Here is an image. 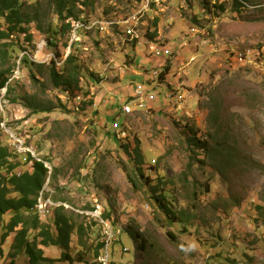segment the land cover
<instances>
[{"label":"rangeland","instance_id":"obj_1","mask_svg":"<svg viewBox=\"0 0 264 264\" xmlns=\"http://www.w3.org/2000/svg\"><path fill=\"white\" fill-rule=\"evenodd\" d=\"M146 1L77 4L83 21L70 35L57 31L52 45L46 28L56 31L61 21L50 0L33 1L31 14L39 15L45 32L37 21L27 27L33 35L29 56L38 55L29 60L36 65L21 64L25 52L17 49L10 59L19 53L8 80H15L8 96L18 100L5 96L0 105V142L45 161L49 175L38 199H62L52 201L87 224L88 217L101 219L103 210L131 233L113 235L112 252L102 264H264V0H245L237 8L233 0ZM220 3L224 10L215 8ZM129 34L139 35L140 44L126 41ZM74 40L81 72L94 79L82 76L81 89L68 96L52 85L48 63L53 59L60 66ZM157 45L170 52L155 55L150 50ZM137 83L157 92V103L153 109L133 105L124 115L120 101ZM177 89L185 95L184 110L166 101ZM27 99L51 110L30 113ZM194 132L208 149L190 158L186 139ZM124 144H138L143 173L173 198L170 207L184 221L171 222L152 204L148 187L137 179L136 187L131 184L121 168ZM22 158L15 157L16 172L31 167ZM89 205L95 208L87 210ZM48 206L54 207L48 203L46 211ZM74 235L72 256L79 253L83 261L53 264L100 261L99 233L87 229V248L74 246ZM12 238L13 233L0 242V264H29L23 254L9 256ZM60 253L44 248L52 259Z\"/></svg>","mask_w":264,"mask_h":264},{"label":"trees","instance_id":"obj_2","mask_svg":"<svg viewBox=\"0 0 264 264\" xmlns=\"http://www.w3.org/2000/svg\"><path fill=\"white\" fill-rule=\"evenodd\" d=\"M33 1L38 2V0H0V90L13 75L19 53L22 51L25 52L21 64L36 65V63L29 60L28 56L30 51L27 48V43H29L33 37L27 27L31 22L39 19L38 14H31L30 8L33 5ZM50 2L54 7L56 16L61 21V25L60 28H56V31L51 25L47 26L46 32L48 35L45 39L48 45L54 44V34L59 32L69 33L70 35L74 24L83 21V11L77 8V4L88 5L89 0H82L81 3H79V0H50ZM243 2L246 1L233 0L234 8L243 6ZM214 6L219 10H224L222 3ZM36 28L39 31L45 32L38 21ZM67 46L68 41L64 44V47ZM79 46L80 44H76L74 40L70 45L71 49L69 54L60 66H58L53 59L48 63L52 85L68 96L73 95V92L77 89H81L79 84L82 76H86L88 79H94L93 73H82L80 65L76 62V57L73 52L76 51ZM16 49L19 50L18 56L15 57L14 62L10 63V59L14 58L13 53ZM54 55L58 60L62 58V53L56 49ZM168 70L169 65H166L165 71ZM31 76L33 79L35 78V75ZM160 76H162V74ZM14 81L7 84L6 96L16 101L18 99L8 96ZM86 96H88V93H86L85 97ZM92 102V99L89 98L88 103L92 104ZM24 105L29 108L30 113H43L51 110L50 107H42L28 99L27 102H24ZM85 105L86 102L83 100L81 102V107L84 108ZM2 118L0 112V123ZM1 133L5 135L0 128V134ZM115 136H117V133L114 130V137ZM126 137L127 135L119 138L125 139ZM186 142L190 150V158H192V154L196 157V152L199 149H202V151H207L208 149L205 139L197 137L195 132L187 137ZM27 144L28 143H26V145ZM27 146H29V144ZM120 148L124 158L121 163V168L131 184L136 187L137 181L135 179H137L143 187H148L151 192L149 199L152 201V204L157 206L171 222L178 221L181 223L184 221L185 218L181 219L178 217V215L182 213H176L172 211L170 207L173 198H168L167 194L161 191V185L152 184L153 180L149 179V177L143 173L140 167L142 163L138 162L142 161V158L139 156L138 144H136L134 148H131L129 144L120 145ZM17 156H23L22 159H24V163L31 162L30 169L16 172V168L19 166V163L15 161V157ZM132 161L136 163L133 165L131 163ZM44 162V160L35 158L30 153H25L24 155L23 153H18L12 147L0 142V242L4 241L13 233L12 241L9 244V256L14 259L19 254H23L28 258L29 264H53L59 260L66 263H73L74 261L81 262L83 259H81L79 253L72 256V246L70 245L72 235L75 233L73 239L74 246L87 248L84 236L87 235V229L90 228L93 233H99L98 243L95 248V257L97 256L98 258L101 253L103 255L104 252H106L105 245L107 234L104 232L103 235L102 233L104 229L103 223L107 224L105 230L109 228L113 232L118 226L108 218L109 213H105L103 210L100 215L103 222H101L100 219L92 217H88V224L84 221L77 222L74 216L78 214L73 211L68 212L62 204L52 207L50 213L46 216L48 221L42 222L41 219H43V217H41L37 211V197L49 175V169L45 166ZM159 178H162V176L157 175L156 180L158 179V182L162 180H159ZM44 196L50 197L47 193H45ZM54 200L58 201L62 199L54 198ZM87 208V210L93 209L90 205ZM32 232H34V235L30 237ZM122 232H127V234L131 236V233L127 230L124 231L123 228ZM121 233L114 234L115 236H112L113 239L117 238L119 235L120 237H118V239H120ZM136 237L135 235V238ZM112 245L113 242L109 244L107 252H112ZM46 247H56L59 249L61 251L59 257L57 259H52L45 256L44 248Z\"/></svg>","mask_w":264,"mask_h":264},{"label":"built area","instance_id":"obj_3","mask_svg":"<svg viewBox=\"0 0 264 264\" xmlns=\"http://www.w3.org/2000/svg\"><path fill=\"white\" fill-rule=\"evenodd\" d=\"M147 11L148 10L146 9L144 10V12H147ZM139 37H140L139 35L129 34L126 37V41H130V42L136 41V44H140ZM150 51L154 53L155 55L168 54L170 52L168 48L163 49V47L159 45H157L154 50H150ZM36 57H38V55L28 56V58H33L34 60H36ZM56 64L59 66L60 63H56ZM157 97H158L157 92L152 91L148 86L144 84L137 83L133 86L130 97L126 99L125 102L120 101L121 102L120 111L124 115L126 112H132L133 105H147V106H151V109H153L154 104L157 103L155 102L157 100ZM166 101H170L171 104L176 106V109H183L184 103H185V95L182 92H179V90L177 89V95L175 97H166ZM120 111L118 112L120 113ZM117 127H118V123L114 122L112 124V129L117 131ZM49 210H51L50 206H48L47 211H41V212L42 214L48 215ZM117 229L119 233L122 232L121 227L118 226ZM124 249L126 248L124 247Z\"/></svg>","mask_w":264,"mask_h":264},{"label":"bare ground","instance_id":"obj_4","mask_svg":"<svg viewBox=\"0 0 264 264\" xmlns=\"http://www.w3.org/2000/svg\"><path fill=\"white\" fill-rule=\"evenodd\" d=\"M153 0H147L146 1V3H147V5H150V3L152 2ZM157 1V0H156ZM159 1V0H158ZM146 8V7H145ZM80 22H76L75 24H74V29H75V25L76 24H79ZM76 30V29H75ZM9 83V81H7V83H6V85L0 90V105H2V104H4L5 102H6V98H5V96H6V90H7V84ZM139 106H144V105H139ZM134 110V107H132V111ZM128 113H130V112H126V114H128ZM45 197V196H44ZM51 198V197H50ZM53 199H47V201H45V202H43V199H42V197H40L37 201V211H38V213L40 214V216H45L46 214H42V212L41 211H46V205L49 203V204H51V205H53V206H55L56 204L52 201ZM60 204H62V203H60ZM59 205V204H58ZM57 205V206H58ZM95 207H93V209H94ZM40 210V211H39ZM91 210V209H90ZM99 219V218H98ZM101 220V219H100ZM108 231L110 232V235H108V239H107V241H106V245H105V250H106V253H107V248H108V246H109V240L112 238V236L114 235V232L111 230V229H107V230H105V233L106 234H108ZM103 235H104V230H103ZM116 233H117V231H116ZM112 242V241H111ZM110 242V243H111ZM104 258H105V256H103L102 257V263H103V261H104ZM106 259H107V257H106ZM106 261V260H105ZM107 263V262H106Z\"/></svg>","mask_w":264,"mask_h":264},{"label":"clouds","instance_id":"obj_5","mask_svg":"<svg viewBox=\"0 0 264 264\" xmlns=\"http://www.w3.org/2000/svg\"><path fill=\"white\" fill-rule=\"evenodd\" d=\"M118 114H119V112H118ZM105 255V257H107V261H108V255H109V252H104V254L102 255V253H101V255L99 256L101 259H100V261H95V263L94 264H102V257ZM99 257L97 258V259H99ZM107 264V263H106Z\"/></svg>","mask_w":264,"mask_h":264}]
</instances>
